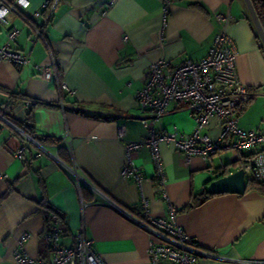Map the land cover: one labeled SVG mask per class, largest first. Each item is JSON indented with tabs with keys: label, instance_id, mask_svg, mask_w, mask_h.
Segmentation results:
<instances>
[{
	"label": "crops",
	"instance_id": "obj_1",
	"mask_svg": "<svg viewBox=\"0 0 264 264\" xmlns=\"http://www.w3.org/2000/svg\"><path fill=\"white\" fill-rule=\"evenodd\" d=\"M28 1L27 11L32 12L45 0ZM162 2L57 0L49 21L43 12L32 21L10 13L6 23H0V45L8 30L17 27L9 45L29 59L21 67L0 62V113L19 127L31 108L34 135L49 140L41 143L43 148L30 143L16 158L24 138L0 127V264H17L20 250L33 264L51 260L44 239L51 218L46 222L41 201L60 215L63 245H71L83 228L105 264H151L146 231L95 196L90 186L138 217L141 194L155 216L168 217L169 204L174 206L175 219L186 234L202 250L219 256L201 257L198 264H264V196L254 190L220 193L183 210L211 181L231 173L230 138L209 158L192 156L187 162L182 152L161 143L167 198L156 186L147 147L130 152L143 175L141 189L121 177L125 141L145 139L149 127L179 134L193 130L186 103H170L155 121L151 111L138 105L136 93L151 62L163 58L174 66L207 54L220 28L213 17L216 11L234 17L225 31L235 41L238 79L254 94L239 109L237 124L244 131L264 132V52L244 0H169L165 20ZM35 26L41 29L36 37ZM38 65L49 66V80L40 76ZM120 125L126 129L122 139L117 137ZM203 132L217 137L219 120L212 118ZM261 148L264 144L256 150Z\"/></svg>",
	"mask_w": 264,
	"mask_h": 264
},
{
	"label": "built area",
	"instance_id": "obj_2",
	"mask_svg": "<svg viewBox=\"0 0 264 264\" xmlns=\"http://www.w3.org/2000/svg\"><path fill=\"white\" fill-rule=\"evenodd\" d=\"M57 0H45L41 9L28 12V0H0V23H6L10 13H14L26 21L38 19L43 11L50 14ZM169 0H163L161 15L165 20L168 16ZM220 28L214 35L207 54L197 60L187 59L178 65L171 66L165 59L151 62L145 75L143 87L136 93L138 105L153 114L157 121L172 102L186 103L195 125L191 132L179 134L172 132H157L149 127V134L143 140L125 141L126 162L121 168V177L132 181L141 189L143 175L141 170L130 160V152L147 147L155 169L157 188L167 198L166 176L159 146L161 143L171 145L182 152L187 162L192 156L209 158L222 147V140L230 138L232 156L230 172L242 171L245 182L251 180L264 181V148H256L264 144V132L257 130L244 131L237 124V115L241 106L250 101L254 94L240 82L236 72L235 41L226 33L225 28L234 17L229 13L216 11L213 14ZM163 29V26H162ZM17 27H11L7 32V40L0 45V62L6 61L21 67L28 63L27 54L14 50L9 42L18 34ZM41 29L34 28V36H39ZM39 74L49 80L51 72L48 65H38ZM62 87L65 88L63 82ZM29 102H24L27 108ZM212 118L220 122V133L212 138L204 129ZM142 123L148 126L147 119ZM0 127L11 128L24 138L22 145L16 150L15 157L21 158L24 149L30 144L43 148L35 137L29 136L16 126L9 118L0 113ZM125 127L118 128V139L125 135ZM72 171V170H71ZM74 183L79 186L80 177L75 169L72 171ZM0 172V178L2 177ZM95 196H101L104 202L116 208L124 215L138 223L148 234V258L151 264H198L201 257L219 258L212 252L202 250L175 219L176 210L169 204L168 217L155 216L151 213L150 204L142 194L139 198V217L133 215L120 205L107 198L98 188L90 186ZM83 204V202H82ZM64 227L62 220L53 215L44 239L47 243L51 260L42 264H105L96 254L93 243L86 238L84 229H79L74 235L71 245H63L60 241ZM17 264H33L34 259L23 252L15 254Z\"/></svg>",
	"mask_w": 264,
	"mask_h": 264
},
{
	"label": "trees",
	"instance_id": "obj_3",
	"mask_svg": "<svg viewBox=\"0 0 264 264\" xmlns=\"http://www.w3.org/2000/svg\"><path fill=\"white\" fill-rule=\"evenodd\" d=\"M250 2L253 6V9L256 13V16L259 20V23H260L262 29H264V0H250ZM42 15L44 16L45 20L49 21L51 19V14H50L49 10L43 11ZM260 48H261L262 52H264V45L260 44ZM3 115H6V113H3ZM31 119H32V117H31V108H30L27 110L24 121L21 124H19V127L29 136H34L36 139H38V141L40 143H42V144L48 143L49 140L46 137H39V136L34 135V132L31 128V124H30ZM60 158L63 160L64 163L69 164V160L65 155H63V154L60 155ZM246 190H254V191L258 192L260 195L264 196V181L251 180V181L247 182ZM212 196H214V195L208 194L207 191H205L199 198H197V197L192 198L183 207V210H187L189 208L197 206ZM40 205H41L42 212L44 214V218H45L46 222L50 220L51 214L52 215L55 214V215L60 216L49 203L41 201ZM131 213L135 216L138 215L135 211L131 212ZM261 221L264 222V217H262Z\"/></svg>",
	"mask_w": 264,
	"mask_h": 264
},
{
	"label": "water",
	"instance_id": "obj_4",
	"mask_svg": "<svg viewBox=\"0 0 264 264\" xmlns=\"http://www.w3.org/2000/svg\"><path fill=\"white\" fill-rule=\"evenodd\" d=\"M252 22L256 28L257 34L260 38L262 45H264V29H262L256 13L250 0H244ZM225 166V165H224ZM247 187V182H245L244 174L242 171H235L225 175H222L215 180L211 181L206 191L208 194H220V193H243Z\"/></svg>",
	"mask_w": 264,
	"mask_h": 264
},
{
	"label": "clouds",
	"instance_id": "obj_5",
	"mask_svg": "<svg viewBox=\"0 0 264 264\" xmlns=\"http://www.w3.org/2000/svg\"><path fill=\"white\" fill-rule=\"evenodd\" d=\"M6 13H0V15H5Z\"/></svg>",
	"mask_w": 264,
	"mask_h": 264
}]
</instances>
